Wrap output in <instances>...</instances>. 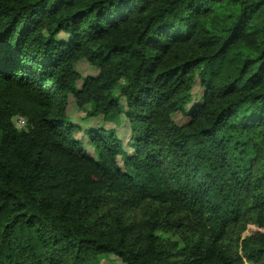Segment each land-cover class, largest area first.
<instances>
[{"label": "trees", "instance_id": "trees-1", "mask_svg": "<svg viewBox=\"0 0 264 264\" xmlns=\"http://www.w3.org/2000/svg\"><path fill=\"white\" fill-rule=\"evenodd\" d=\"M71 97L130 150L99 127L88 153ZM109 254L264 264V0H0V264Z\"/></svg>", "mask_w": 264, "mask_h": 264}, {"label": "rangeland", "instance_id": "rangeland-1", "mask_svg": "<svg viewBox=\"0 0 264 264\" xmlns=\"http://www.w3.org/2000/svg\"><path fill=\"white\" fill-rule=\"evenodd\" d=\"M60 39L66 40L67 35L65 33H61L59 35ZM77 70L81 74L82 77L87 76H95L98 74L99 69L97 67L92 66L87 60L79 61L77 65ZM81 84V81L79 82ZM203 93V88L200 86L199 81L193 87V100L188 105V109L193 106V104L200 102L201 95ZM122 104L125 106V102L122 99ZM92 106L88 105L86 108H79L75 103V99L71 97L70 105H69V115L76 127L75 136L81 141V145L90 153L92 156L95 155L94 149L90 144L89 136L90 130L95 128H106V129H115L119 138L123 141L124 146L127 151L130 150L129 142L131 141V130L129 128L128 122L125 119L123 114H114L109 118H103L97 115H90L87 112L92 110ZM174 120L179 125H182L188 121V118L182 115L181 113H177L174 115ZM14 122L19 128H23L25 126V120L22 117L14 118ZM159 209L158 204L144 200L137 207L132 208L127 214L126 219L128 221H145L151 214L154 213L155 210ZM247 233L254 230L253 224L246 225ZM99 264H124L120 258L113 254L103 255L101 256Z\"/></svg>", "mask_w": 264, "mask_h": 264}, {"label": "built area", "instance_id": "built-area-1", "mask_svg": "<svg viewBox=\"0 0 264 264\" xmlns=\"http://www.w3.org/2000/svg\"><path fill=\"white\" fill-rule=\"evenodd\" d=\"M23 119H24V117H22ZM25 120V119H24ZM17 127H19V126H17Z\"/></svg>", "mask_w": 264, "mask_h": 264}]
</instances>
